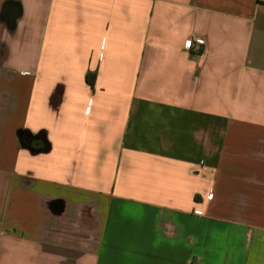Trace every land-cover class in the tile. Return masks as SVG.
<instances>
[{
  "label": "crops",
  "instance_id": "0c3cea01",
  "mask_svg": "<svg viewBox=\"0 0 264 264\" xmlns=\"http://www.w3.org/2000/svg\"><path fill=\"white\" fill-rule=\"evenodd\" d=\"M0 264H264V0H0Z\"/></svg>",
  "mask_w": 264,
  "mask_h": 264
},
{
  "label": "rangeland",
  "instance_id": "374dc122",
  "mask_svg": "<svg viewBox=\"0 0 264 264\" xmlns=\"http://www.w3.org/2000/svg\"><path fill=\"white\" fill-rule=\"evenodd\" d=\"M221 242H231L234 244V237H232L231 227L222 228L215 233V239L208 245L207 252L209 255L218 257L221 253L216 252L215 244L219 245ZM198 251V249H196Z\"/></svg>",
  "mask_w": 264,
  "mask_h": 264
},
{
  "label": "built area",
  "instance_id": "2783aa9c",
  "mask_svg": "<svg viewBox=\"0 0 264 264\" xmlns=\"http://www.w3.org/2000/svg\"><path fill=\"white\" fill-rule=\"evenodd\" d=\"M200 44L202 45L203 44V41H199ZM186 48L187 49H191L194 47V41L193 40H188L185 44ZM212 196V195H211Z\"/></svg>",
  "mask_w": 264,
  "mask_h": 264
},
{
  "label": "trees",
  "instance_id": "16d2710c",
  "mask_svg": "<svg viewBox=\"0 0 264 264\" xmlns=\"http://www.w3.org/2000/svg\"><path fill=\"white\" fill-rule=\"evenodd\" d=\"M95 75V74H94Z\"/></svg>",
  "mask_w": 264,
  "mask_h": 264
}]
</instances>
